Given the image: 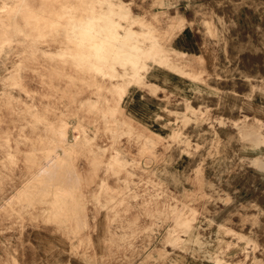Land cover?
Segmentation results:
<instances>
[{"label": "rangeland", "instance_id": "obj_1", "mask_svg": "<svg viewBox=\"0 0 264 264\" xmlns=\"http://www.w3.org/2000/svg\"><path fill=\"white\" fill-rule=\"evenodd\" d=\"M110 1L113 8L120 10L117 6H121L127 14L131 12V5L124 6L120 0H0V264H11L9 256L20 253L18 264H31L27 260L37 259V252L41 256L62 253L59 246L55 250L54 242L44 249L32 246L30 240L36 234L43 238L47 232L56 235L67 232L72 218L80 220V216L91 212L97 218L100 214L111 215L106 230L124 232L125 236L119 242L122 246L130 244L129 250L135 249L138 241L136 233H129L135 228V223L131 222L134 216L146 217L155 213L157 219L165 220L170 219L171 214L172 223H158L157 220L156 231L161 235L168 226L183 232L196 229V217H193L197 213L193 207L196 196L179 195L176 191L171 195L164 190V184L171 181L173 184L179 179L170 167H176L181 155L182 162L196 161L198 150L195 145L189 138H184V132L176 131L173 137L157 136L155 143L151 140L152 149H147L149 138L145 137L144 141V136L135 131L132 121L126 119L122 111L125 90L134 82L139 83L146 73L141 69L143 59L154 68L165 64L169 53L164 44L181 30L180 19L171 33H165L164 27L175 19L173 17L179 18L181 0H164L168 5H161L156 0H141L140 22H133L129 15L125 16L126 19L115 17L124 24L118 27L124 36L132 28L140 29L136 32L138 42L156 48L155 60L148 59L151 53L146 56H132L118 50L112 53L111 45L102 38L91 39L84 34L83 29L92 27L88 19H96ZM133 1L138 3V0ZM253 2L256 6L258 1ZM113 58L120 61L129 58L124 63L130 66L127 70L132 75L130 83L127 76H120L125 71ZM114 65L117 73L112 71ZM199 113L189 112L194 119L184 122V126L191 122L202 127V121H205L211 126L209 135L217 132L209 117L200 118ZM243 120L236 124L238 133L231 140L242 145L241 152L252 151L258 157L252 165L261 166L264 157L259 158V155L264 152V143L248 144L243 130L244 124L250 121L246 116ZM224 124L220 123L222 129H233ZM230 142L218 140L215 149L213 144L212 157L207 159L206 166L229 167L233 162L236 166H244L249 162L240 156L239 151L234 159L228 156L233 145ZM213 174L207 175L201 167L196 177L210 180L212 188L215 184L226 183L229 177L227 171L217 177ZM118 179L120 183H117ZM196 181L179 179L178 182L195 184ZM203 183L205 181L201 185ZM188 184L185 186L189 189ZM83 187L88 189L85 194L80 190ZM74 193L78 194L77 198L93 199L94 206L70 207L68 204L75 197ZM147 198H155L158 202L156 205L142 202ZM208 198L212 199V196L208 195ZM165 199L173 200L172 208L159 205V200L164 204ZM181 203L189 205L180 206ZM181 215L192 219L186 217L183 223L179 219ZM75 225L70 236L69 232L66 235L63 247L73 246L76 242L72 255L84 260L80 254L88 249V244L80 235L85 228L83 224ZM96 229L100 230L99 224ZM143 243L141 247L150 246ZM248 245L253 254L244 257L252 260V264H264L260 244L254 241ZM116 255L112 256L113 260ZM125 257L131 263L132 251ZM107 259L105 256L92 260L101 264ZM86 260L92 261L90 258Z\"/></svg>", "mask_w": 264, "mask_h": 264}, {"label": "crops", "instance_id": "obj_2", "mask_svg": "<svg viewBox=\"0 0 264 264\" xmlns=\"http://www.w3.org/2000/svg\"><path fill=\"white\" fill-rule=\"evenodd\" d=\"M120 1L124 6L131 5V12L128 15L133 22L142 20L141 0H138L137 4L133 0V2ZM192 1L181 0L179 18L173 17L175 19L168 21L164 27V32L169 34L178 26L177 19H180L181 30L170 42L164 44L169 53L164 60L165 64L156 68L150 65L149 72L142 76L139 83L134 82V85L127 87L126 95L122 100V111L126 115L125 118L132 121L135 131L144 136V141H146L145 137L149 138L147 149H152L151 140L155 143L157 136L173 137L176 131H181L185 134L184 138H189L195 145L197 153H202L196 154L195 162L185 159L182 162L181 155L180 158L177 157L176 167H170L176 171L181 180L187 182L192 179L197 180L195 184L185 183L190 186L189 189L185 184H179V179L175 184H164V190L171 195L176 191L179 195L196 196L193 206L197 211L196 215H193L197 222L195 231L183 232L180 229L177 231L173 230L174 227L168 226L161 235V232L156 231L159 219L156 218L155 213L146 217L134 216L131 222L135 223V228L129 233H136L138 236L135 239L138 241L135 243V249L129 250L130 244L122 246L119 242L124 238V232L111 233L109 229L106 230L111 215L100 214L97 218L91 212L80 216V220L76 217L72 218L67 232H58L57 235L53 232L55 236L47 232L43 238L40 234H36V237L30 240L32 246L45 249L51 246L48 242L51 240L55 243V250L59 246L62 248V253L48 254L49 257L47 254L41 256L37 252L38 255L35 256L37 259L32 257L27 260L28 263L31 261V264L36 262L40 264L43 257L41 264H98L92 259L97 261L107 256L106 262L101 264H224V262L252 264V260H247L248 258L244 256L253 254L248 243L253 244L254 241L260 244L261 253L264 252V164L253 166V160L258 157H255L252 151L241 152L240 146L231 140V137L238 133L235 130L236 124L244 121L243 118L246 116L250 122L244 124L245 136L253 133L259 138L258 142H254L247 137L248 144L264 143V0H257L256 6L253 0ZM132 30L140 32L137 28ZM189 112H201L200 118L209 117V122L216 125L217 132L209 135L211 126L205 124V121H202V127L191 122L185 127L184 122L194 119ZM220 123H225L224 125L233 129H222ZM218 140L232 142L228 155L230 158H236V151H239L240 156L249 162L244 166H236L234 162L229 167L206 166L207 159L212 157V146L214 144L213 149H215ZM203 147L204 151L201 149ZM153 151L156 153L155 150ZM263 154L264 152L259 158H263ZM153 158L155 159V157L151 159ZM201 167L206 174L214 172L216 176L227 171L230 175L227 179L228 183L210 187V180L196 177ZM204 181L205 183L201 185ZM80 190L85 194L88 189L83 187ZM208 195H211L212 199H207ZM73 196L75 197L71 198L68 204L70 207L94 206L93 199L88 201L86 198H77V193ZM144 201L152 202L154 205L158 202L155 198H147L142 202ZM159 203L160 206H166L168 209L174 205L172 199L171 201L165 199L164 204L159 200ZM188 205L180 204V206ZM186 217L192 219L188 215H181L179 219L184 223ZM162 221L172 223L174 219L170 214V219H160L158 223ZM76 223L83 224L85 228L80 235V238L88 244V249L80 254L84 256V260L72 255L76 242L72 244L73 246L70 244L63 247L66 235L69 232L70 236ZM97 224L100 230L96 229ZM112 239L117 240L112 243ZM143 242L149 243L150 246L141 247ZM110 244L113 246L110 247ZM151 244L154 246L152 247ZM131 251L130 263L125 255L130 254ZM115 254L117 257L113 260L112 256ZM121 254L125 255L120 258ZM230 254L235 256L232 257ZM52 257V261L49 262L48 259ZM87 258L92 261L88 262ZM227 260H230V263Z\"/></svg>", "mask_w": 264, "mask_h": 264}, {"label": "bare ground", "instance_id": "obj_3", "mask_svg": "<svg viewBox=\"0 0 264 264\" xmlns=\"http://www.w3.org/2000/svg\"><path fill=\"white\" fill-rule=\"evenodd\" d=\"M173 1V0H172ZM194 1V0H193ZM192 1V2H193ZM113 2V1H112ZM156 2L160 3L161 5H168L167 3L164 2V0H156ZM167 2V1H166ZM114 3V2H113ZM142 3V2H141ZM190 3V2H189ZM195 3V2H194ZM215 3V2H214ZM111 1L108 2V6L103 10L104 12H100L99 16L96 17V19L93 17V18H89L88 20L91 22V25L92 27L90 28H85L83 29L85 32L84 34H86L87 37H91V39H95V37L97 38H102V41H106L107 43H109L111 46H110V50L112 51V53L115 51H120V52H127L128 54L134 56V54L136 56H146L147 53H151V56L148 58V59H152V60H155L156 59V51L155 49L156 48H151V47H145L143 46L144 43H139L138 42V36L136 35V32L133 31V30H128L126 33H125V36L123 33H120V29L118 28L119 26H122L120 20H116L115 17H119L120 19H126L128 17V14L126 12H124V10H122V7L120 6H117V8H119L120 10H117L115 8L112 7L111 5ZM171 4V3H170ZM174 4V3H173ZM192 4V3H190ZM184 6V4H183ZM195 7V6H194ZM234 7V6H233ZM232 9V8H231ZM11 13V12H10ZM237 13V12H236ZM127 16V17H125ZM87 18V17H86ZM217 18V17H216ZM216 20V19H215ZM237 20V19H236ZM249 20V19H248ZM52 21V20H51ZM232 21V20H231ZM250 21V20H249ZM52 22H55L54 20ZM50 23V22H49ZM60 23V22H58ZM234 23V22H233ZM192 24V23H191ZM249 25V24H248ZM261 25V24H260ZM89 26V25H88ZM191 26V25H190ZM193 26V25H192ZM228 26V25H227ZM263 26V25H261ZM77 27V26H76ZM199 27V26H198ZM231 27V26H230ZM236 27V26H235ZM248 28V27H247ZM262 28V27H261ZM225 29V28H224ZM232 29V28H231ZM78 30V29H77ZM259 30V29H257ZM256 30V31H257ZM218 31V30H217ZM229 31V30H228ZM222 32V30H221ZM217 34V33H216ZM240 34V33H239ZM263 34V33H262ZM220 35V34H219ZM228 35V34H227ZM220 37V36H219ZM73 38V37H72ZM248 38V37H247ZM250 39V38H249ZM248 39V40H249ZM219 40V39H218ZM222 40V39H221ZM220 40V41H221ZM226 40V39H225ZM232 40V39H231ZM205 42V41H204ZM229 42V41H228ZM226 43V42H225ZM236 43V42H235ZM140 44V45H139ZM222 44V43H221ZM207 45V44H206ZM247 46V45H246ZM204 47V46H203ZM262 47V46H261ZM206 48V47H205ZM252 48V47H251ZM257 48V47H256ZM222 51V50H221ZM225 51H226V48H225ZM256 51V50H255ZM223 54V53H222ZM207 55V54H206ZM114 59V58H113ZM129 59V58H128ZM128 59H124L123 61L121 60H117V59H114V61L117 63V64H120L122 66V68L124 69L125 71V74H120V76H127V81L130 83L131 80H130V77L132 76L130 73H128V67H130L127 64L124 63V61L128 60ZM147 59H143L142 61V68L143 70H145V74H147L149 72V68H150V65L149 63L147 64L146 62ZM256 67V66H255ZM112 71H114L115 73H117V67L114 65L112 67ZM223 71V70H222ZM226 71V70H225ZM119 72V71H118ZM128 73V75H126ZM223 73V72H222ZM119 75V74H118ZM143 75V74H142ZM226 77V76H225ZM217 79V78H216ZM221 81V80H220ZM244 81V80H243ZM242 81V82H243ZM226 82V81H225ZM248 82V81H247ZM220 83V82H219ZM251 83V82H250ZM212 84V83H211ZM216 86V85H215ZM247 86V85H246ZM249 87V86H248ZM253 88V87H251ZM254 89V88H253ZM252 89V90H253ZM124 95H126L124 93ZM199 95V94H197ZM198 97V96H197ZM216 99V98H215ZM218 99V98H217ZM144 100V99H143ZM217 102V100H216ZM177 105V104H176ZM66 125V124H65ZM67 127V125H66ZM167 128V127H166ZM66 130V129H65ZM194 131V130H193ZM65 132V131H64ZM212 132V131H211ZM61 133V131H60ZM67 133V131H66ZM199 133V132H198ZM216 133V132H215ZM62 134V133H61ZM245 134V133H244ZM216 137V136H215ZM247 137L251 140V141H254V142H258V136L256 134H247ZM64 138H66L64 136ZM199 138V137H198ZM214 138V137H213ZM248 139V140H249ZM64 140V139H63ZM240 140V139H239ZM241 141V140H240ZM236 146V144H235ZM242 147V146H240ZM211 149V148H210ZM64 151V150H63ZM204 151V150H203ZM48 151H46L47 153ZM49 153V152H48ZM47 153V154H48ZM66 152H64L65 154ZM51 154V153H50ZM53 154V153H52ZM198 154V153H197ZM234 155V154H233ZM48 156V155H47ZM54 156V155H53ZM67 156V154L65 155ZM52 157V156H51ZM49 157V158H51ZM55 157V156H54ZM13 158V157H12ZM46 158V157H45ZM56 160V159H55ZM47 161V160H46ZM54 161V160H53ZM214 161V160H213ZM231 161V160H230ZM229 161V162H230ZM52 162V161H51ZM57 162V160H56ZM168 162V161H167ZM218 163V161H217ZM53 164V163H52ZM220 164V163H219ZM218 164V165H219ZM264 163H262L263 165ZM58 165V164H57ZM56 165V166H57ZM48 166V165H47ZM264 166V165H263ZM53 167V165H52ZM55 167V166H54ZM218 167V166H217ZM47 168H50V167H47ZM46 168V169H47ZM169 168V167H168ZM222 168V167H221ZM264 168V167H263ZM43 170H45L43 168ZM42 170V172H44ZM165 171V169H163ZM242 170V169H240ZM264 170V169H263ZM46 171V170H45ZM50 172V171H49ZM47 172V173H49ZM105 173H108V172H105ZM219 173V172H218ZM39 174V173H38ZM42 174V173H40ZM45 174V173H44ZM167 174V173H166ZM165 174V175H166ZM182 174V173H181ZM157 175V174H155ZM209 175V174H207ZM214 175V174H213ZM162 176V174H161ZM230 176V175H229ZM40 177V176H39ZM158 177V176H157ZM174 177V176H173ZM179 177V176H178ZM217 177V176H216ZM162 178V177H160ZM176 178V177H175ZM34 179V178H33ZM121 179V178H120ZM122 179L124 180L125 177H122ZM168 179V178H167ZM165 179V180H167ZM185 179V178H184ZM211 179V177H210ZM222 179V178H221ZM220 179V180H221ZM173 180V179H172ZM178 181V180H177ZM222 181V180H221ZM121 180L117 181V183H120ZM167 182V181H166ZM108 183V182H107ZM172 183V181H171ZM175 182H173L174 184ZM232 183V182H231ZM172 185V184H170ZM178 185V184H176ZM144 190V189H143ZM243 191V190H242ZM256 191V190H255ZM241 198V197H240ZM11 200V199H9ZM245 201V200H244ZM11 202V201H10ZM13 202V201H12ZM234 203V202H233ZM4 204V203H3ZM3 206V205H2ZM179 208H182L184 209V207H179ZM5 209V208H4ZM19 215V214H18ZM28 237V236H27ZM48 242H50L52 244V241L49 240ZM198 242V241H197ZM193 244V243H192ZM247 244V243H246ZM193 245H196V244H193ZM204 246V245H203ZM206 246V245H205ZM199 247V246H198ZM202 247V246H201ZM71 248V247H70ZM195 248V247H194ZM46 251V250H45ZM209 255V254H208ZM21 259V253L20 254H17V255H10L9 256V263L11 264H18L19 260ZM213 260V259H212ZM217 261V260H216ZM216 263V262H215Z\"/></svg>", "mask_w": 264, "mask_h": 264}]
</instances>
